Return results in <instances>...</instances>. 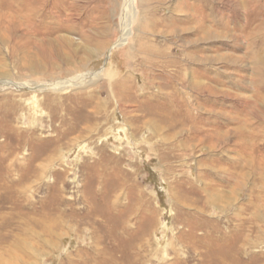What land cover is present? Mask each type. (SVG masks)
<instances>
[{
    "label": "rangeland",
    "instance_id": "rangeland-1",
    "mask_svg": "<svg viewBox=\"0 0 264 264\" xmlns=\"http://www.w3.org/2000/svg\"><path fill=\"white\" fill-rule=\"evenodd\" d=\"M0 264H264V0H0Z\"/></svg>",
    "mask_w": 264,
    "mask_h": 264
},
{
    "label": "bare ground",
    "instance_id": "bare-ground-1",
    "mask_svg": "<svg viewBox=\"0 0 264 264\" xmlns=\"http://www.w3.org/2000/svg\"><path fill=\"white\" fill-rule=\"evenodd\" d=\"M31 4H32L31 1H29L28 6H31ZM28 6L25 7V10H27ZM22 9H23V8H22ZM22 9H21V10H22ZM29 10L31 11L32 9H29ZM22 14H23V13H22ZM26 15H27V14H26ZM29 15L31 16V14H29ZM24 16H25V15H24ZM27 16H28V15H27ZM28 18H29V16H28ZM26 20H27V19H26ZM28 21H29V20H28ZM22 22H23V21H22ZM8 23H9V22H8ZM12 24H13V23H12ZM19 24H21V22H20ZM29 24H30V23H29ZM13 26H14V24H13ZM26 27H27V26H26ZM28 28H29V27H28ZM122 37H123V36H121V38H122ZM123 38H125V37H123ZM123 38H122V39H123Z\"/></svg>",
    "mask_w": 264,
    "mask_h": 264
}]
</instances>
